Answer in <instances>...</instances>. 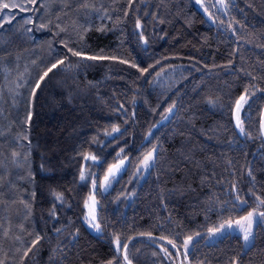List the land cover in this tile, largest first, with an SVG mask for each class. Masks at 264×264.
I'll list each match as a JSON object with an SVG mask.
<instances>
[{
	"label": "trees",
	"instance_id": "trees-1",
	"mask_svg": "<svg viewBox=\"0 0 264 264\" xmlns=\"http://www.w3.org/2000/svg\"><path fill=\"white\" fill-rule=\"evenodd\" d=\"M204 1L0 0V264H264V222L206 240L264 212V0Z\"/></svg>",
	"mask_w": 264,
	"mask_h": 264
},
{
	"label": "rangeland",
	"instance_id": "rangeland-1",
	"mask_svg": "<svg viewBox=\"0 0 264 264\" xmlns=\"http://www.w3.org/2000/svg\"><path fill=\"white\" fill-rule=\"evenodd\" d=\"M195 1H196V5H197V7H198V8H199V9H200V10H201V11L207 16V18L212 22V18L210 17V11H209L208 6H207V4L205 3V1H204V0H195ZM214 3H215V5H216V7H217V9H218L219 11H221L223 14H226V13H227V11H228L227 0H214ZM243 104H244V103L242 102V107H241V109H240V119H241V114H242V110H243V107H244ZM235 116H236V111H235ZM149 152H153V160L150 161L149 166H148L147 168H144V167L142 166V163H141V162L143 161L144 157H145ZM149 152L143 157V159L141 160V162L139 163L138 167L136 168V170H135V172H134V174H133V178L131 179V181L134 182L133 187H137V186H138V185H139V184H140V183L146 178V176L148 175L150 169H151L152 166H153V163H154V155H155V149H152V150H150ZM120 161H123V164H122V166H121L120 171L117 172V173L115 174L114 178H113V177H110L107 183L105 182V180H103V182H102V188H103L104 191H109V190L113 187V185H114L115 181L118 179V177H119V176L125 171V169L127 168V166H128V160H120ZM120 161H119L118 163H120ZM118 163H116V164H118ZM116 164H115V165H116ZM113 166H114V165H113ZM113 166H112V167H113ZM112 167H111V168H112ZM84 174H85V179H86V172H84ZM106 175H108V172H107ZM83 180H84V179H83ZM133 187H132V189H131V192H129L128 194H126V197H127L126 200H127L128 202L132 201V199H133V197H134V188H133ZM92 198H93V196H91V197L87 200V203H88V205H89L90 208H94V212H95L96 219H97V204H96V200H95V198H94L95 204L93 205ZM252 211H254V210H252ZM252 211H251V212H252ZM255 211H256L257 213H261V212H262V211H260L259 209H256ZM247 215H248V214H247ZM247 215H246V216H247ZM246 216H244V217H246ZM89 219H90V217H89V208H86L85 223H86V225H87L92 231H94V232H98V230L92 226V223H89ZM237 220H240L241 223L244 225V227H247V222H246V221H243L242 218H241V219H237ZM237 220H234V222L237 221ZM263 222H264V216H254V217H253L252 224H251V235H250L249 240H248L247 242L244 241V239H243V231H242V229H241L240 227H238L235 223H233V227H232L231 229H228V230H226V231H223L222 233L217 232V233L213 234V233L209 232L206 240H207L208 243H212V242H215V241H217L218 239H220V238H222V237H224L225 235H228V234H230V235H239V236L242 237L244 247H245V248H248V247L252 244L253 236H254V231H255V228H256L257 224H258V223H263ZM95 223H97V222L95 221ZM199 237H200V235H196V236H193V237H192V241L188 244L187 253L190 251V249L192 248L193 243H194ZM183 251H185V250L183 249Z\"/></svg>",
	"mask_w": 264,
	"mask_h": 264
},
{
	"label": "snow or ice",
	"instance_id": "snow-or-ice-1",
	"mask_svg": "<svg viewBox=\"0 0 264 264\" xmlns=\"http://www.w3.org/2000/svg\"><path fill=\"white\" fill-rule=\"evenodd\" d=\"M12 6L16 7L17 5H12ZM3 7L4 8H8L9 5L7 3H5V4H3ZM2 18L3 17H0V19H2ZM29 23H31V21H29ZM69 51H72V50L69 49ZM72 54L75 55V56H81L82 55L81 52H73ZM98 58L102 59L104 57H96V56L84 57V59H90V60H95V59H98ZM60 63H63V60H61ZM55 66L56 65L54 64L52 67H55ZM133 67H135V65H133ZM49 71H51V68L49 69ZM141 71H147V69H141ZM44 75L46 76L47 72H45ZM41 79H43V77H41ZM36 87H39V84H37ZM244 101H245V97L241 96L240 100L236 104V122H237V127L240 129L241 132H243L244 129H243V126H242V122L240 120V109L242 107V103L241 102H244ZM169 111H171V109H169ZM114 131H119V129H114ZM85 159L86 160H88V159L95 160V157L86 156ZM152 160H153V152H149L144 157L143 161L141 162L142 166L144 168H147L149 166L150 161H152ZM122 164H123V161H120V163H118V164L114 165L112 168L108 169V175H106L104 177V180H105L106 183L108 182L110 177L114 178L115 174L120 171ZM81 179L82 180L85 179V174H84L83 171L81 172ZM93 185H95L94 181H93ZM58 198H59V196H58ZM92 201H93V205H94L95 204L94 197L92 198ZM261 203H264V201H261ZM85 207L89 208V217H90L89 223H92V226L99 231L100 225L98 223H95L96 215H95V212H94V208H90L87 202L85 204ZM254 216H264V212L257 213L254 210L252 212H249L246 217H242V220L247 222V227H244V225L241 223L240 220H237V221L234 222V221L229 219V220H226L223 223H221L218 227L209 229V232H211L213 234H215L217 232L222 233L223 231L231 229L233 227V223H235L238 227H240L242 229V231H243V239H244V241L247 242L249 240L250 235H251V224H252V220H253ZM191 241H192V237L189 236V237H187V240L183 243V249L185 250L184 251L185 257H187L188 244ZM168 243L171 244L173 248H176L177 252L180 251V249L177 248V245L172 240H169ZM115 244H116V251L118 253H123L122 258H123L124 261H126V264H132V261L128 258V255H127V251H126L127 245L125 244L122 247L118 237L116 238ZM164 251L169 256L171 255L170 253H167V249H164Z\"/></svg>",
	"mask_w": 264,
	"mask_h": 264
},
{
	"label": "water",
	"instance_id": "water-1",
	"mask_svg": "<svg viewBox=\"0 0 264 264\" xmlns=\"http://www.w3.org/2000/svg\"><path fill=\"white\" fill-rule=\"evenodd\" d=\"M260 131H261V136L264 142V108L262 110L261 114V120H260Z\"/></svg>",
	"mask_w": 264,
	"mask_h": 264
}]
</instances>
